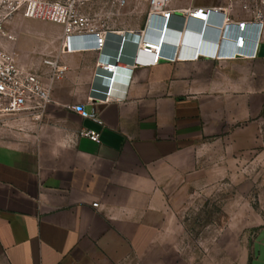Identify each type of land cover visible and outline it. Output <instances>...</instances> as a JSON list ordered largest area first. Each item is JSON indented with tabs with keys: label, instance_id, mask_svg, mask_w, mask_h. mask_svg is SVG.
<instances>
[{
	"label": "crops",
	"instance_id": "crops-1",
	"mask_svg": "<svg viewBox=\"0 0 264 264\" xmlns=\"http://www.w3.org/2000/svg\"><path fill=\"white\" fill-rule=\"evenodd\" d=\"M255 7L258 0H172L164 51L189 57L138 64L128 83L113 85L122 97L107 102L88 99L93 85L108 86L95 78L99 51L81 48V37L69 51L60 42L55 58L66 68L43 116L0 122V264H190L173 231L175 178L215 175L205 163L223 144L264 148V26L259 40ZM198 8L206 20L191 16ZM160 20L148 14L141 26L109 27L126 36L116 63L149 58L136 53L135 35L159 45ZM119 44L111 35L105 52L116 54ZM44 58L33 64L42 73ZM79 103L102 123L71 109ZM245 264H264V223L253 230Z\"/></svg>",
	"mask_w": 264,
	"mask_h": 264
},
{
	"label": "rangeland",
	"instance_id": "rangeland-1",
	"mask_svg": "<svg viewBox=\"0 0 264 264\" xmlns=\"http://www.w3.org/2000/svg\"><path fill=\"white\" fill-rule=\"evenodd\" d=\"M82 9L94 23L109 28L141 26L150 8L148 0H125L122 5L117 0H83ZM4 29L15 36L2 40L4 48L20 65L33 69L39 57L54 59L62 40L60 25L20 14L5 22ZM263 149L258 145L235 152L223 144L215 147V160L205 163L215 175L189 183L186 177L175 178L178 187L169 193L176 214L173 231L179 234L177 247L189 251L190 264L246 263L253 230L264 223Z\"/></svg>",
	"mask_w": 264,
	"mask_h": 264
},
{
	"label": "built area",
	"instance_id": "built-area-1",
	"mask_svg": "<svg viewBox=\"0 0 264 264\" xmlns=\"http://www.w3.org/2000/svg\"><path fill=\"white\" fill-rule=\"evenodd\" d=\"M120 5L125 0H117ZM172 0H148L149 16H160L161 20L165 19L166 23L171 16V11L166 10ZM83 0H0V122L10 116L26 115L34 120H39L52 100L53 82L59 78L64 70L65 65L59 64L57 58L42 60L48 69L45 73L39 72L33 68H25L20 65L13 52L4 48L3 39L14 40L15 36L4 29V24L15 14H20L24 18L39 19L58 24L62 28L61 50L75 49L73 45L74 37H81V48L95 49L99 51V57L95 66V78L105 79L107 88H100L98 85L91 87L89 101L107 102L109 100L120 99L117 93L113 92V85L116 82L128 83L132 78L133 69L138 64H153L160 59H182L189 56L181 53H166L162 39L157 49L153 43L157 39H147L142 34H137L138 39H134L136 44V53L150 55L147 59L133 57V62L120 64L124 53L125 34L110 30L103 24H96L90 16L82 9ZM259 7L253 9L254 19L252 22L259 24L257 39H261L264 26V0H258ZM248 9V5H242ZM208 13L203 12V8H198L191 12L194 18H208ZM247 22L242 21L238 26L240 34L237 47L239 50L245 44L246 38L241 33ZM113 34H119L120 44L116 54L105 52L106 44ZM86 37V38H85ZM87 37H92L91 40ZM84 38V39H83ZM143 44L139 46V41ZM92 41V43H91ZM195 54L190 57H197ZM116 61H118L116 63ZM71 109L79 113L82 117L90 118L95 122L102 123L96 111H87L82 103L70 106ZM80 134L87 136L93 141L99 140V132L92 129H82ZM97 206V202H93Z\"/></svg>",
	"mask_w": 264,
	"mask_h": 264
},
{
	"label": "clouds",
	"instance_id": "clouds-1",
	"mask_svg": "<svg viewBox=\"0 0 264 264\" xmlns=\"http://www.w3.org/2000/svg\"><path fill=\"white\" fill-rule=\"evenodd\" d=\"M239 37H241V36H239V35H236V36H235V43H236V44H238ZM153 44H154V45H158V42H155V43H153Z\"/></svg>",
	"mask_w": 264,
	"mask_h": 264
},
{
	"label": "bare ground",
	"instance_id": "bare-ground-1",
	"mask_svg": "<svg viewBox=\"0 0 264 264\" xmlns=\"http://www.w3.org/2000/svg\"><path fill=\"white\" fill-rule=\"evenodd\" d=\"M160 25H162V24H164V26H165V22H164V19H162V20H160ZM164 26H163V28H164ZM162 39V38H161ZM155 46V49H157V47H158V45H154Z\"/></svg>",
	"mask_w": 264,
	"mask_h": 264
},
{
	"label": "water",
	"instance_id": "water-1",
	"mask_svg": "<svg viewBox=\"0 0 264 264\" xmlns=\"http://www.w3.org/2000/svg\"><path fill=\"white\" fill-rule=\"evenodd\" d=\"M160 32H161V30H160ZM164 34H165V30H164V33H163V35H162V40L164 39Z\"/></svg>",
	"mask_w": 264,
	"mask_h": 264
}]
</instances>
